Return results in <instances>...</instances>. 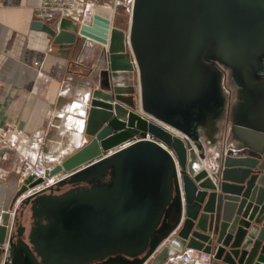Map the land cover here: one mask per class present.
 Instances as JSON below:
<instances>
[{
	"label": "water",
	"instance_id": "obj_1",
	"mask_svg": "<svg viewBox=\"0 0 264 264\" xmlns=\"http://www.w3.org/2000/svg\"><path fill=\"white\" fill-rule=\"evenodd\" d=\"M36 24L50 35L67 59L66 80L93 87V68L77 57L82 41L77 35L78 23L64 19L59 28L41 21ZM83 33L107 43L109 26L97 16L94 27H84ZM131 41L141 69L143 110L190 137L194 136L188 124L173 120L148 101L151 85L163 80L164 86L180 87L193 96L204 79L200 55L228 64L237 83L245 88L244 94H250L237 123L244 143L252 148L251 154L225 155L218 165L207 163L195 148L188 150L175 132L114 103L111 92L98 88L87 116L85 134L90 139L49 175L72 172L59 181L63 185L93 177L91 171L96 166L112 167L111 185L119 192L118 197L134 198V211L139 207L136 203L146 202V217L129 226L130 243L134 247L144 243V249L133 250L130 261L119 257L129 264H142L155 249L157 239L172 232L183 218L179 169L187 205L177 237L187 247L214 253L213 264H264V0H136ZM95 45L98 44L89 43L83 51ZM112 51V68L116 76L122 75L126 67L117 60L123 56L115 44ZM127 100L131 104L130 98ZM147 134L171 147L178 165L161 144L135 140ZM259 138L262 142L257 144ZM42 181L35 180L29 187ZM173 186L179 209L171 217L170 209L175 204L171 199ZM29 187L24 186L16 197ZM122 189L128 193H122ZM68 197L71 196L53 195L47 204L57 222L43 226L41 232L54 228L52 236L32 234L30 238L38 251L44 250L52 257L81 246L79 227L87 213L83 214L85 210L76 204L77 196L72 197L75 203L70 207L62 205ZM8 223L9 216L3 215L0 233L7 232ZM24 231L21 225L18 234ZM17 243L19 250L25 251L28 264H39L27 242L17 239ZM2 251L0 247V257Z\"/></svg>",
	"mask_w": 264,
	"mask_h": 264
},
{
	"label": "crops",
	"instance_id": "obj_2",
	"mask_svg": "<svg viewBox=\"0 0 264 264\" xmlns=\"http://www.w3.org/2000/svg\"><path fill=\"white\" fill-rule=\"evenodd\" d=\"M41 2L42 0H0V124L14 122L27 133L45 129L53 118V114L56 111L65 110L71 101H83V105L75 113V120L87 117L90 108L79 94L82 85L65 78L67 59L61 55L59 47L52 42L50 35L36 24L38 20L35 13ZM49 26L55 27L54 23H50ZM116 31H118L117 26L112 37L117 39V48L123 56L118 58L117 62L126 67L121 79L128 87L132 82L139 87L137 109L143 110L144 88L139 62L132 44L129 45L126 42L123 30H120L121 37L115 36ZM100 50L101 47L95 45L88 51L77 53V57L79 61L93 68L91 74L93 80L101 79L99 89L110 92L109 76L108 84L102 76L104 72L108 75L106 61L102 59L98 63V70L95 68L101 54ZM199 59L204 79L200 83L201 89L198 93L195 92L193 96L192 94L189 96L182 88L174 89L169 84L164 86L163 80H159L156 86L151 85L148 101L154 108L163 109L173 120L188 124L189 131L194 136L191 137L194 148L205 162L213 161L218 165L228 146L241 148L242 151L238 155L251 154L252 148L248 144H236L230 141L229 121L224 115L227 94L223 74L226 73V69L222 67L223 65L230 66L216 58L206 59L203 55H200ZM261 72H264V68ZM237 86L241 87L238 83ZM240 110L239 107L236 111L237 120H239ZM158 120L185 133L174 125ZM234 123L236 124L237 121ZM88 140L86 134L83 136L73 133L58 135L52 131L46 149H51L52 144H55V147L66 149L70 156L83 147ZM76 142L78 145L75 144ZM217 153L221 156L217 157ZM15 160L16 154L11 152L9 159L0 163V166L6 170V176L0 179V214L9 216V220L12 219L16 200L31 189L29 187L31 182H21L20 164H15ZM24 186L29 188L16 197ZM26 200L24 203L32 207L30 200L28 203ZM182 205L183 218L180 225L172 232L167 235L163 234L157 239L155 249L147 259L148 264H159L173 251L187 248L186 244L177 237L185 218L186 198ZM178 209V204L176 207L173 205L169 215L174 217ZM8 236L9 227L7 225V232L3 230L0 233V247L3 248L0 262ZM25 256V251L19 250L17 235L13 231L9 264H28Z\"/></svg>",
	"mask_w": 264,
	"mask_h": 264
},
{
	"label": "built area",
	"instance_id": "obj_3",
	"mask_svg": "<svg viewBox=\"0 0 264 264\" xmlns=\"http://www.w3.org/2000/svg\"><path fill=\"white\" fill-rule=\"evenodd\" d=\"M136 0H42L41 4L36 10V19L44 23H54L56 28H59L64 19H70L78 23L77 35L81 38L80 53L89 44H98L101 47V54L95 65L98 70V63L102 59L106 61L107 72L110 82V92L113 94V102L121 103L129 110L135 111L150 121L161 124L166 128L177 133L180 138L185 142L188 150L194 148V145L190 137L182 132H178L174 128H171L167 124L160 122L155 117L144 112L142 109L134 108L127 96V85L123 82V75L116 76L115 71L111 65L112 47L115 44V40L112 37L113 32L116 30V18L124 11L126 13L127 27L123 30L126 42L131 45V33L134 20ZM99 16L102 20H105L109 26V35L107 43H102L95 38L83 33L84 27L93 28L95 25L96 17ZM93 87L82 86L79 94L82 96L84 102L91 106L93 93L95 89L100 88L101 79L94 80ZM83 105V101L74 100L67 104V108L62 111H56L53 114V118L49 121L47 127L43 130L27 133L21 129L14 122H6L0 124V163L9 159V154L14 152L16 154L15 164H20V178L21 182H33L38 179H43L37 186L29 189L28 192L22 194L16 200V207L12 213V219L9 220V236L8 241L4 245V255L0 264H7L9 261V250L11 237L15 227V216L17 208L31 195L40 191H45L52 186L59 183L60 180L69 176L70 172H64V174H58L50 176L49 173L57 165L62 164L67 158L68 152L66 149L55 147L52 144L51 149H46L49 145V135L52 131H55L58 135L75 134L77 136L85 135L87 117L75 120V113ZM80 121V122H79ZM79 123V125H77ZM144 139L155 141L164 146L172 156L178 165L174 153L157 138L151 134L144 136ZM55 143V142H53ZM78 145V143H75ZM242 151L237 146H228L224 150L225 155L238 154ZM217 157L221 154L217 153ZM178 190L181 196L182 202L185 198V191L181 179V173L178 169ZM6 176V170L0 166V179ZM3 225V214H0V229ZM214 253H208L203 250L187 247L180 251H173L159 264H213ZM142 264H148L147 260Z\"/></svg>",
	"mask_w": 264,
	"mask_h": 264
},
{
	"label": "flooded vegetation",
	"instance_id": "obj_4",
	"mask_svg": "<svg viewBox=\"0 0 264 264\" xmlns=\"http://www.w3.org/2000/svg\"><path fill=\"white\" fill-rule=\"evenodd\" d=\"M223 75L225 77L224 82H226L227 72ZM230 112L231 107H226L224 115L227 120H229ZM142 136L143 135H141V137L135 138V140H148L144 139V136ZM88 138L90 139L89 136ZM159 141L162 142L161 140ZM162 143L165 144L175 155V152L171 147H169L164 142ZM91 174L93 177H90L87 180L79 182H66L62 185L68 187L62 193V195L68 194L71 196L65 199L62 202V205L70 207L71 204L76 202V204L81 207V210L82 208L85 210L83 214L87 213L83 218H81L82 222L80 223L79 227L80 233H78V236L81 239V246L67 250L63 255L56 254L55 257H52L47 255L44 250L39 249V252L32 243L34 248H32L30 245L29 246L35 255L37 263L129 264L127 261L132 260L133 257H131L130 254L133 252V250L144 249V243H141L135 247L130 243L129 240L131 235L129 232V226L134 221L143 220L146 217V214L144 213V204L146 202H141L138 204L135 202L139 207L136 206L137 210L135 209L134 211V198L118 197L119 192H117V190H115L111 185L114 176V170L109 165L96 166L91 171ZM126 191L127 190L124 189L121 190L122 193H128ZM53 195L54 193H52V191L45 190L39 195L30 199V203L32 204L31 224L29 227L23 224L18 225L16 232L17 239H21L23 235H27L30 241L32 234H35L36 236L40 234V237L47 238L52 236L55 231L54 228L42 232L41 229L43 226L49 223L53 224L57 222L54 212L47 205L52 201L51 197ZM176 195V189L173 186L171 199L174 201L175 207L177 205L175 200ZM74 196H77L78 200L72 202L74 200L72 197ZM34 204H37L38 207L34 208ZM21 225L25 227V231L22 235H19V227ZM123 254L125 255V260H127L126 262H123L119 259V257Z\"/></svg>",
	"mask_w": 264,
	"mask_h": 264
},
{
	"label": "rangeland",
	"instance_id": "obj_5",
	"mask_svg": "<svg viewBox=\"0 0 264 264\" xmlns=\"http://www.w3.org/2000/svg\"><path fill=\"white\" fill-rule=\"evenodd\" d=\"M116 26L118 28V31L115 32V36L117 37H121V32L120 30H124L127 27V20H126V13L121 12L117 18H116ZM101 53V50H100ZM264 61V59H263ZM105 62V61H104ZM106 64V62H105ZM107 67V64H106ZM224 69H226L227 72V81L224 82V88L225 91L227 90L226 94H227V100L225 103V106L228 108L229 106L231 107V112L229 114V125L228 127H230V141L232 143H236V144H244L243 141V137L241 136L240 132H239V128H238V123H234L237 118L236 115V111L237 109L240 107H244L247 103H246V99H248V95L244 94V89L243 86L238 87L235 77L233 76L234 74V70L228 66L223 65L222 66ZM106 81V83L108 84V75H106V73L104 72V74L102 75ZM225 78V77H224ZM137 90V91H136ZM127 91V96L128 98H130L131 101V105L133 104V106H135L136 108L138 107L137 105V95L139 90L138 86H135L134 82L131 83V86L126 88ZM133 98V100H132ZM246 98V99H245ZM80 122V121H79ZM215 123V122H214ZM77 125H79V123H77ZM68 187L67 186H62V185H55L52 186L51 188L47 189V191H52V193H54V195H60L62 194ZM29 201H27L28 203ZM30 203V202H29ZM32 210H31V205L30 204H25L24 202L17 208V216L15 219V234L17 232V227L19 224H23V225H27L29 227V225L31 224V220H32ZM22 240H24L25 242H27L32 248L33 245L31 243V241H29V238L27 237V235H23V237H21ZM123 258H125V255H122ZM141 256V255H140ZM10 261V260H9ZM9 261L7 264H9Z\"/></svg>",
	"mask_w": 264,
	"mask_h": 264
},
{
	"label": "bare ground",
	"instance_id": "obj_6",
	"mask_svg": "<svg viewBox=\"0 0 264 264\" xmlns=\"http://www.w3.org/2000/svg\"><path fill=\"white\" fill-rule=\"evenodd\" d=\"M115 40V46L118 47V43H117V39H114ZM246 94L248 95V97H250V94L249 92H246ZM262 142V139H256V143L257 144H260Z\"/></svg>",
	"mask_w": 264,
	"mask_h": 264
}]
</instances>
